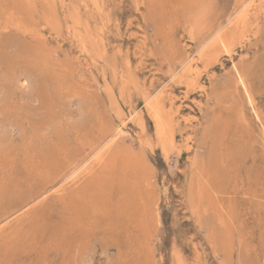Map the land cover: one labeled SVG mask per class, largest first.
Listing matches in <instances>:
<instances>
[{
    "label": "rangeland",
    "instance_id": "1",
    "mask_svg": "<svg viewBox=\"0 0 264 264\" xmlns=\"http://www.w3.org/2000/svg\"><path fill=\"white\" fill-rule=\"evenodd\" d=\"M0 130V264H264V0H0Z\"/></svg>",
    "mask_w": 264,
    "mask_h": 264
},
{
    "label": "bare ground",
    "instance_id": "2",
    "mask_svg": "<svg viewBox=\"0 0 264 264\" xmlns=\"http://www.w3.org/2000/svg\"><path fill=\"white\" fill-rule=\"evenodd\" d=\"M35 4V3H34ZM249 13V12H248ZM245 14H247V11L245 12ZM244 14V15H245ZM151 15V14H150ZM16 23V22H15ZM51 24V23H50ZM7 25V24H6ZM42 28V27H41ZM235 31V30H234ZM225 35H226V33H225ZM231 40H232V38H230ZM230 40V41H231ZM228 41V40H227ZM232 42V41H231ZM223 43H226L227 44V42H225V40H224V36H223V34H220V35H217V37L212 41V43L210 44V46H208L209 47V52L207 51V53H211V51L212 50H214L217 46L219 47L221 44H223ZM226 47V46H225ZM200 49V48H199ZM229 49V48H228ZM223 51V50H222ZM3 55V54H2ZM31 55V54H30ZM211 57V56H210ZM39 61V60H38ZM196 65V64H195ZM194 67V66H193ZM194 69V68H193ZM237 69V68H236ZM235 71V70H234ZM193 74L194 75H199V73H198V71H197V69H195L194 71H193ZM192 75V74H191ZM238 76V75H237ZM240 76H242V75H240ZM239 81V80H238ZM238 81H237V83H238ZM242 80H240V82H241ZM244 81V80H243ZM243 83V82H242ZM244 83H245V81H244ZM122 84V83H121ZM239 84V83H238ZM247 86V85H246ZM242 87V86H241ZM243 89V88H242ZM248 89V88H247ZM244 91V90H243ZM245 93H247V92H245ZM250 96H251V94H249ZM248 94H246V96H249ZM250 100H251V98H250ZM149 105V104H148ZM147 108H148V106H147ZM227 109V108H226ZM230 109V108H229ZM149 112L152 114L151 116H153V119H154V123L156 124V131H157V135H158V138H159V140L162 142V147H163V150L164 151H167L168 150V148H170V147H172V146H174V137H173V135H172V133L170 134L169 132H167L168 130H167V127H166V125H165V122L163 121V119H162V111L159 109V108H157L156 107V105L155 104H150L149 105ZM152 118V117H151ZM153 122V121H152ZM1 131V130H0ZM8 137V136H7ZM83 138V137H82ZM114 139H115V137H114ZM119 141V140H118ZM117 141V142H118ZM116 142V141H115ZM119 144V143H118ZM113 145V144H112ZM114 146H116V145H114ZM113 147V146H112ZM98 148V147H97ZM109 148V147H108ZM106 149V148H105ZM117 149H118V147H117ZM243 150V149H242ZM110 151H112V150H110ZM114 151V150H113ZM103 153V151L101 152V154ZM100 154V155H101ZM110 154V153H109ZM109 154H107V155H109ZM117 154V153H116ZM97 155V154H96ZM95 155V156H96ZM106 155V156H107ZM111 155H112V157H113V154L111 153ZM111 155H110V157L109 158H111ZM99 156V155H98ZM97 156V157H98ZM115 156V155H114ZM116 157V156H115ZM88 158V157H87ZM28 159V158H27ZM105 156H104V153H103V155L102 156H99L98 158H96V160H94L95 161V165L96 166H101V165H103L104 164V162H106L105 161ZM36 160V159H35ZM109 160H112V159H109ZM117 160V159H116ZM28 162V161H27ZM114 162V161H113ZM115 163V162H114ZM114 163L112 164L113 166H114ZM107 164H108V161H107ZM90 165V164H89ZM109 166H111V163L109 162V164H108ZM24 166V165H23ZM87 166V165H86ZM85 166V169L84 170H82V172H80L76 177H74V176H72L73 177V179H71L72 180V182H75V181H77L78 182V179L79 178H82L81 176L82 175H84L86 172H90L91 170H90V167H86ZM112 167V166H111ZM93 168V167H92ZM91 168V169H92ZM81 171V170H80ZM92 172V171H91ZM91 174V173H90ZM85 177H86V175H85ZM11 178V177H10ZM84 178V177H83ZM49 179V178H48ZM45 181V180H44ZM75 184H76V182H75ZM61 189V188H60ZM59 190V189H58ZM61 191V192H60ZM59 192L60 193H62V192H65V188L64 189H61ZM57 192V191H56ZM55 193V192H54ZM46 194H47V192H46ZM44 196V195H43ZM46 196V195H45ZM46 197H48V195L46 196ZM41 199H42V197H40ZM44 199V198H43ZM40 200V199H39ZM37 202V201H36ZM39 202V201H38ZM68 206V205H67ZM73 209V208H72ZM1 222V221H0ZM20 225V224H19ZM121 228V227H120ZM82 238V237H81ZM178 262H180V261H178Z\"/></svg>",
    "mask_w": 264,
    "mask_h": 264
}]
</instances>
